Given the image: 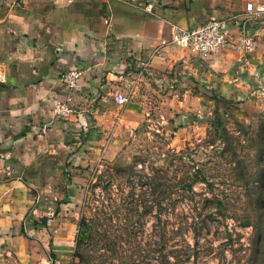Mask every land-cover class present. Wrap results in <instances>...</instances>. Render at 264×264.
I'll use <instances>...</instances> for the list:
<instances>
[{"label":"crops","instance_id":"obj_1","mask_svg":"<svg viewBox=\"0 0 264 264\" xmlns=\"http://www.w3.org/2000/svg\"><path fill=\"white\" fill-rule=\"evenodd\" d=\"M245 1L0 0V264L66 261V205L92 163L117 147L131 93L140 102L150 89L184 98L193 86V98L235 100L264 87V14L247 16ZM209 15L229 23L226 43L207 57L159 43L172 24ZM242 34L256 39L248 53ZM75 66L82 73L68 88L58 75ZM114 90L127 99L115 101ZM67 92L76 111L52 115V100Z\"/></svg>","mask_w":264,"mask_h":264},{"label":"rangeland","instance_id":"obj_2","mask_svg":"<svg viewBox=\"0 0 264 264\" xmlns=\"http://www.w3.org/2000/svg\"><path fill=\"white\" fill-rule=\"evenodd\" d=\"M192 87L129 95L117 147L66 205L62 264H264V91Z\"/></svg>","mask_w":264,"mask_h":264},{"label":"built area","instance_id":"obj_3","mask_svg":"<svg viewBox=\"0 0 264 264\" xmlns=\"http://www.w3.org/2000/svg\"><path fill=\"white\" fill-rule=\"evenodd\" d=\"M146 7L149 8V4ZM244 12L249 17L259 18L264 14V5L260 2L246 0ZM228 23L229 18L227 17L209 15L202 22L189 26L172 24L169 30V37L161 39L159 43L171 42L185 48L191 55L204 58L217 51L226 43ZM238 46L243 53H248L256 46V39L250 34H242L239 38ZM156 50L157 48H153L152 52ZM145 64L146 61H140L138 72L145 70ZM81 73L82 69L80 67H71L60 72L58 79L65 83L68 88H74L78 83ZM259 89L264 91L263 86ZM113 96L114 100L119 103H123L127 99V94L122 92V90H114ZM50 111L52 115L63 118L76 111V106L73 104V93L67 92L65 95L52 100ZM46 212L51 214V208L48 207Z\"/></svg>","mask_w":264,"mask_h":264},{"label":"trees","instance_id":"obj_4","mask_svg":"<svg viewBox=\"0 0 264 264\" xmlns=\"http://www.w3.org/2000/svg\"><path fill=\"white\" fill-rule=\"evenodd\" d=\"M215 96H217V94L214 93ZM226 101H230V98H223ZM88 223L83 222L80 229L77 230V237L78 239H81L83 236H85V229L87 228ZM163 259V260H162ZM158 264H168L165 255H159L158 258Z\"/></svg>","mask_w":264,"mask_h":264}]
</instances>
